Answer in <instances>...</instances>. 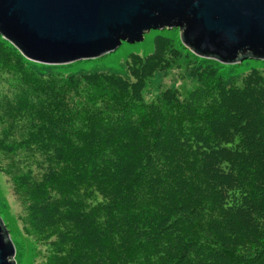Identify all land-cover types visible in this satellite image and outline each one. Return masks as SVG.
<instances>
[{
    "label": "trees",
    "instance_id": "1",
    "mask_svg": "<svg viewBox=\"0 0 264 264\" xmlns=\"http://www.w3.org/2000/svg\"><path fill=\"white\" fill-rule=\"evenodd\" d=\"M180 56L61 75L0 38V172L43 264H264V72L143 96Z\"/></svg>",
    "mask_w": 264,
    "mask_h": 264
},
{
    "label": "water",
    "instance_id": "2",
    "mask_svg": "<svg viewBox=\"0 0 264 264\" xmlns=\"http://www.w3.org/2000/svg\"><path fill=\"white\" fill-rule=\"evenodd\" d=\"M164 29L205 60L264 61V0H0V38L45 66L96 59ZM15 254L0 219V264Z\"/></svg>",
    "mask_w": 264,
    "mask_h": 264
},
{
    "label": "rangeland",
    "instance_id": "3",
    "mask_svg": "<svg viewBox=\"0 0 264 264\" xmlns=\"http://www.w3.org/2000/svg\"><path fill=\"white\" fill-rule=\"evenodd\" d=\"M157 37L171 40L173 47L181 53V56L170 69L156 73L146 82L143 96L148 98L157 96L165 89H175L178 91V96L183 99L188 98V93L198 87L196 71L206 65L212 66L218 72L225 85H240L242 78L251 70L264 72V61L244 60L234 65H222L212 60L202 59L182 45L177 29L151 30L143 35L141 42H123L112 53L92 60L57 66L53 70L61 75L76 76L94 72L109 73L120 75L128 81H132L126 68V61L131 55L146 57L152 54L154 41ZM22 215V206L14 194L11 182L0 172V219L13 244H17L14 257L15 264H43V252L46 247L22 233V225L19 221V216Z\"/></svg>",
    "mask_w": 264,
    "mask_h": 264
},
{
    "label": "clouds",
    "instance_id": "4",
    "mask_svg": "<svg viewBox=\"0 0 264 264\" xmlns=\"http://www.w3.org/2000/svg\"><path fill=\"white\" fill-rule=\"evenodd\" d=\"M6 229V228H5ZM6 232H8V231H6ZM15 246V245H14ZM16 249V248H15Z\"/></svg>",
    "mask_w": 264,
    "mask_h": 264
}]
</instances>
